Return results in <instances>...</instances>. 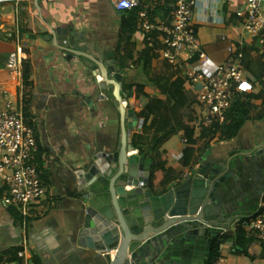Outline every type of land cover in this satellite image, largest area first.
I'll return each instance as SVG.
<instances>
[{
    "label": "crops",
    "instance_id": "obj_1",
    "mask_svg": "<svg viewBox=\"0 0 264 264\" xmlns=\"http://www.w3.org/2000/svg\"><path fill=\"white\" fill-rule=\"evenodd\" d=\"M36 1L0 4V26L1 29L5 26H22V23L24 26L22 12L26 11L32 17V25L40 26L39 32L41 30V33L46 34L45 38H34L26 33L22 37L19 35L16 43L0 39V54L10 56L13 52H25V47L31 50L36 84L32 112L39 143L35 160L44 171L43 182L48 189V197L41 207L29 211L31 215L34 210H43L41 219L32 222L26 218L19 220L12 209L17 208L24 217L28 214L25 215L19 206L10 208L4 204L3 197L8 187L0 180V264H99L103 256L83 245L78 234L83 213L77 202V170L98 151L120 148L121 114L116 100L100 90L97 79L101 80V76L98 71H94L92 62L83 56L69 58V53L56 45L49 25L74 28L78 37L82 38L79 42L81 46L108 64L119 66L115 54L124 35L123 15L111 5L110 0H39L41 10ZM196 1L193 21L203 52L208 56L205 68L212 71L215 66L225 63L231 56L230 49L235 53H243L245 59L242 68L246 79L253 87L262 89L259 77L264 72V52H257V45H252L254 38L245 33L247 0ZM166 4L153 13L154 22L160 24L172 21L174 6L171 9ZM137 21L138 17L134 30L125 34L137 44L138 51L145 52L148 50L146 34L137 29ZM59 38L63 44L64 36ZM161 52L162 49L157 56L151 57L153 65L148 69L140 66L124 70L128 77L122 83L123 90L129 96L134 92L135 110L141 118L149 103L157 106L155 98L164 100L153 85L145 89L149 98L143 96L138 87L149 82L150 71L162 67L165 59ZM191 64L203 65L199 57L194 58ZM188 69V65L183 67L173 78L179 86L180 97L176 115L197 98L200 88L188 82ZM131 84H135L132 92L126 90ZM23 89L24 83L18 84L7 77L0 84V109L23 112ZM101 95L107 97L103 99ZM196 120L197 115L189 129L176 134L163 145L161 160L166 162V169L152 175L156 186H162V181L167 178L168 183L178 180L200 161L197 149L190 147V135L196 140L201 133L196 127ZM135 132L139 131L133 130V134ZM262 145L264 120L251 121L233 140L214 145L208 159L228 158ZM136 154L139 151L132 148L129 155ZM150 164H146L147 169H150ZM133 188L129 187V190ZM245 226L253 234L251 223ZM230 247L224 253L231 264H264V245L254 242L251 256L237 253L234 247ZM19 252L24 255L15 257ZM7 256L12 258L7 260Z\"/></svg>",
    "mask_w": 264,
    "mask_h": 264
},
{
    "label": "water",
    "instance_id": "obj_2",
    "mask_svg": "<svg viewBox=\"0 0 264 264\" xmlns=\"http://www.w3.org/2000/svg\"><path fill=\"white\" fill-rule=\"evenodd\" d=\"M36 5L41 10L39 0ZM49 28L69 58L92 62L100 90L116 100L121 114L120 148L98 151L77 170L81 243L103 256L99 264H199L204 244L212 248L260 211L264 145L223 159L209 160V150L185 176L156 186L146 168L152 160L129 155L133 130L141 132L145 119L135 110L134 92L123 90L128 73L81 46L74 28Z\"/></svg>",
    "mask_w": 264,
    "mask_h": 264
},
{
    "label": "built area",
    "instance_id": "obj_3",
    "mask_svg": "<svg viewBox=\"0 0 264 264\" xmlns=\"http://www.w3.org/2000/svg\"><path fill=\"white\" fill-rule=\"evenodd\" d=\"M22 0H0V4L20 2ZM111 5L120 11L138 10L137 29L146 34L147 41L153 46L163 44L161 56L175 70L180 72L189 66L187 77L191 84L199 85L196 102V127L201 131L205 126L216 122L224 123L232 106L233 88L254 93L253 85L246 79L242 68L244 54L230 49L231 56L225 63L215 66L212 71L205 68L208 56L203 52L200 38L193 21L196 0H177L171 22L156 23L153 13L166 4V0H110ZM248 10L245 33L259 39L264 47V0H247ZM161 34V36H159ZM199 57L202 66L191 64ZM25 52H13L5 67L0 68V84L7 77L23 84L25 71L23 61ZM39 151L37 132L25 118L23 112L12 109H0V180L8 187L3 197L7 207L22 208L25 215L32 208L41 207L48 197L44 185V171L35 160ZM264 202V201H263ZM256 245H264V203L251 223ZM231 246V244H228ZM210 264H231L224 253ZM19 252L15 257L23 256ZM14 256V255H13ZM12 256H7V260Z\"/></svg>",
    "mask_w": 264,
    "mask_h": 264
},
{
    "label": "trees",
    "instance_id": "obj_4",
    "mask_svg": "<svg viewBox=\"0 0 264 264\" xmlns=\"http://www.w3.org/2000/svg\"><path fill=\"white\" fill-rule=\"evenodd\" d=\"M176 0H167L166 7L173 8V3ZM176 3V2H175ZM165 8V7H164ZM170 11V9L168 10ZM123 15L122 29L124 35L122 41L119 44L115 60L116 63L123 69H131L134 67H144L148 69L152 67L151 57L157 56L158 51L163 48L160 42H156L153 46L147 41V51H138L137 44L132 42L131 37L126 36L125 33L133 31L136 27L137 13L135 11H120ZM24 26H5V30L0 26V39L8 42L16 43L19 35L21 37L30 33L32 37L45 38L46 34L39 32L40 26L32 25V17L26 11L22 12ZM132 19L133 22H132ZM7 27V28H6ZM35 31L37 33H35ZM252 45L256 46V51L262 54L264 49L260 46L259 39L254 38ZM160 45V46H159ZM24 51L28 54V57L23 61L25 79L23 89V112L26 120L32 125L36 126L33 122L32 104L34 101L36 84L34 80L35 67L32 59L31 50L27 47ZM264 56V54H263ZM9 55L0 54V67H5L9 61ZM85 59V58H83ZM161 68H155V70L149 73V82L142 84L139 90L143 93V96L149 98L150 96L145 92L148 85H153L164 97V100L155 98L157 108L150 103L146 106L142 113V117L145 119L144 128L141 132H135L133 134V147L139 151V154L145 160H152L150 169L152 173L158 171H164L166 169V162L162 161V147L163 145L173 138L176 134L182 133L191 127V123L196 119L194 114V105L197 98L193 99L187 108L176 115L177 105L180 103V97L178 95L179 86L173 81L175 75H178V71L175 70L166 60L163 61ZM153 70V69H152ZM262 89L254 87V93L251 95L246 90L239 89L238 86L234 89L232 97V106L227 116V120L224 123L216 122L212 126H205L202 128L198 139L193 140L192 135L190 141V147L197 149V158H202L214 145L223 141L233 140L240 131L251 121L264 120V72L259 77ZM135 84H131L126 88L127 91H133ZM161 183L164 185L169 182V179H164ZM74 196V194H72ZM14 215L22 220L28 219V222L41 219L44 216L43 210H34L24 217L22 213L17 209H12ZM29 216V217H28ZM256 216V215H255ZM254 217L247 219V223H252ZM245 223L239 224L235 230L225 233L217 243V248L212 255V262L216 257L221 254V246L224 244H231L237 253L245 256H251V247L256 238L254 234H251ZM1 262V257H0Z\"/></svg>",
    "mask_w": 264,
    "mask_h": 264
},
{
    "label": "flooded vegetation",
    "instance_id": "obj_5",
    "mask_svg": "<svg viewBox=\"0 0 264 264\" xmlns=\"http://www.w3.org/2000/svg\"><path fill=\"white\" fill-rule=\"evenodd\" d=\"M217 246L214 245L212 248H209L208 244L203 245V250L201 252V256L199 257V264H210L212 260V255L214 254Z\"/></svg>",
    "mask_w": 264,
    "mask_h": 264
},
{
    "label": "rangeland",
    "instance_id": "obj_6",
    "mask_svg": "<svg viewBox=\"0 0 264 264\" xmlns=\"http://www.w3.org/2000/svg\"><path fill=\"white\" fill-rule=\"evenodd\" d=\"M186 78L188 79V77L186 76ZM188 82H190L189 81V79H188ZM196 102H197V100H196ZM125 103H127V102H125ZM127 105H128V103H127ZM218 243V242H217ZM217 243H216V245H217ZM224 245H226V248H225V251H227L229 248H231L228 244H224ZM232 246V245H231ZM222 247V246H221Z\"/></svg>",
    "mask_w": 264,
    "mask_h": 264
}]
</instances>
